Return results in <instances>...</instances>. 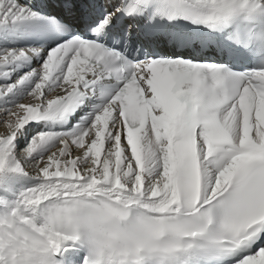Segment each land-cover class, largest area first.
<instances>
[{"label":"snow or ice","instance_id":"1","mask_svg":"<svg viewBox=\"0 0 264 264\" xmlns=\"http://www.w3.org/2000/svg\"><path fill=\"white\" fill-rule=\"evenodd\" d=\"M0 264H264V0H0Z\"/></svg>","mask_w":264,"mask_h":264}]
</instances>
